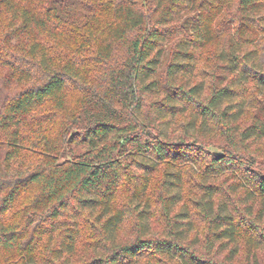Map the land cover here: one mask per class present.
Instances as JSON below:
<instances>
[{"label": "trees", "instance_id": "trees-1", "mask_svg": "<svg viewBox=\"0 0 264 264\" xmlns=\"http://www.w3.org/2000/svg\"><path fill=\"white\" fill-rule=\"evenodd\" d=\"M262 22L264 0H0V264H237L243 246L264 264V173L205 182L188 206L180 168L200 149L186 138L219 127L234 153L213 155L207 178L264 144V117L239 126L248 88L264 91L247 47L264 44Z\"/></svg>", "mask_w": 264, "mask_h": 264}, {"label": "rangeland", "instance_id": "rangeland-1", "mask_svg": "<svg viewBox=\"0 0 264 264\" xmlns=\"http://www.w3.org/2000/svg\"><path fill=\"white\" fill-rule=\"evenodd\" d=\"M235 12L224 15L221 17V36H223L222 42H225V39L228 38L230 33H233L234 30L232 29L234 27L233 20ZM264 24V22H262ZM237 27V25H236ZM220 44H214L210 46L207 50L209 51L205 55V62H211L212 57L217 54L219 51L218 49L221 47ZM220 46V47H219ZM249 49H257L260 52V61L262 65L264 66V44H262L261 41H259L257 38L253 41H249V44L247 45ZM248 99H247V107H248V116L241 121L239 126L244 130L246 127H248L252 123V119L255 115H259L264 117V91L260 90L258 87H249L248 88ZM182 121V120H181ZM178 122V123H181ZM176 138H186L184 134V123L182 122L180 125L176 126ZM226 129H222L221 127L216 128L214 131H211L210 135H199L198 141L194 142L190 138H186L189 143L192 145H196L199 150L194 152V159L192 162L180 165V168L183 169V172L186 177V199H187V205L192 206V202L194 200H198L200 198V190L199 188L202 187L205 182H208L209 184H216V185H231L232 183H241L244 181V177L252 176L255 173L262 172L264 173V144H255L252 145V149H242L239 152H235V157L237 158V165L238 168L235 169V172L212 176L207 178L206 173L204 170L207 168V165L211 162V159L213 155L217 153L222 154H228V153H234L233 148L230 147L229 142L227 138L225 137ZM251 157H255L256 159L258 157L259 160L256 164L251 163ZM72 153L70 148H66L64 154L60 157V161H64L66 159H71ZM250 161V162H249ZM242 163L239 167V163ZM247 168H246V164ZM249 170V173L247 172ZM165 173V165L160 169V171L155 175L154 180L151 185V189L149 192V200L153 204V207L155 209V221H154V231L156 234H160L165 226V221L161 216L160 208H159V195L162 188V181L163 176ZM243 184V183H242ZM240 194L235 195L234 198L240 197ZM123 198H121L122 200ZM123 201V200H122ZM196 226L198 228V232L201 236L202 243L205 244V237L208 234L207 230V222L206 219L198 215L195 217ZM125 236H130L131 234V225L128 224L125 228ZM79 260L82 262L86 260L85 257V249H81V256L79 257ZM261 260L264 263V256L261 255ZM237 264H246V250L245 246L242 248V252L240 253V256L238 257Z\"/></svg>", "mask_w": 264, "mask_h": 264}, {"label": "water", "instance_id": "water-1", "mask_svg": "<svg viewBox=\"0 0 264 264\" xmlns=\"http://www.w3.org/2000/svg\"><path fill=\"white\" fill-rule=\"evenodd\" d=\"M222 153H217V157H222Z\"/></svg>", "mask_w": 264, "mask_h": 264}]
</instances>
